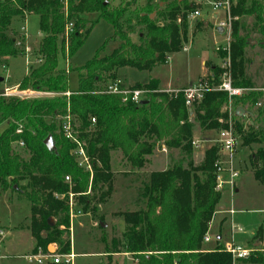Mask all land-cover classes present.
Instances as JSON below:
<instances>
[{
	"label": "trees",
	"instance_id": "obj_1",
	"mask_svg": "<svg viewBox=\"0 0 264 264\" xmlns=\"http://www.w3.org/2000/svg\"><path fill=\"white\" fill-rule=\"evenodd\" d=\"M128 5L121 1L113 6L109 0H0V61L22 54L18 42L23 40L11 29L14 20L36 16L43 35L35 52L40 63L30 67L18 87L21 91L55 95L30 99L0 97V188L19 192L21 186L20 191L30 203L33 255L39 251L47 254L48 245L56 243L61 245L60 254L70 252L68 242L62 241L69 228L67 198L58 200L54 196L71 192L82 213L94 211L110 191L111 152H120L135 170L147 165L157 143L190 156L192 116L202 131L227 130L231 121L244 147L260 146L264 140V132H255L250 124L244 132L242 117H230L224 111L229 97L216 88L224 72L220 67L209 68L210 74L203 81L211 89L191 107L185 106L182 92H159L156 80L129 87L149 92L146 105L124 103L121 96L108 93V87L118 81V69L150 72L181 52L186 42L188 15L195 9L191 0H146L134 15L135 24L141 29L135 43L131 40L134 27L127 16ZM92 14L97 21L111 25L113 37L104 42L92 60L77 69L78 88L70 92V65L67 69L60 67L59 60L69 61L81 48L96 23L86 19ZM231 17L236 20L232 22L228 47L216 54L223 62L226 57L229 59L232 87L251 89L241 97L231 98L232 110L235 113L242 108L248 119L255 113L258 119L264 118L263 105L257 107L264 94L254 91L245 75V50L254 41L250 32L258 34L259 44L264 43V0H237ZM246 18L253 21L250 32H245ZM68 24L72 28L66 38ZM202 25L198 22L196 27ZM116 40L118 47L110 55L101 56L105 45ZM65 117L71 119L75 138L85 144L91 172L80 168L72 154L76 145L64 136ZM18 129L20 134L16 133ZM48 136L55 151H48L43 144ZM17 143H23L26 157L14 148ZM218 152V147L207 149L198 165L189 162L186 167L173 165L150 172L137 190V210L119 214L126 226L121 237L112 238L107 244L102 238L105 264H116L112 256L121 253L130 255L137 264H233L222 245L210 251L203 249L221 197L216 191ZM250 163L253 179L264 186V148L259 147L250 155ZM65 177L70 178L71 187L64 183ZM22 182L26 185H20ZM103 187L107 191L101 193ZM238 262L264 264V245Z\"/></svg>",
	"mask_w": 264,
	"mask_h": 264
},
{
	"label": "rangeland",
	"instance_id": "obj_2",
	"mask_svg": "<svg viewBox=\"0 0 264 264\" xmlns=\"http://www.w3.org/2000/svg\"><path fill=\"white\" fill-rule=\"evenodd\" d=\"M121 1L129 3V14L127 16L130 17L132 26L134 27L131 40L136 43L138 42V34L141 29L136 26L134 15L135 12L145 5L146 0H109L113 6L119 5ZM155 1L159 0H152V3ZM191 2L194 3V7L203 10L202 6L195 3L199 2V0H191ZM201 12L203 13V11ZM86 19L96 22L91 33L69 61L66 62L63 58L59 60L60 67L67 69L68 64L70 65L69 70L71 72L68 74V90L70 92H74L78 88L79 73L77 69L92 60L104 42L113 37V28L107 22L104 20L97 21L95 14L88 15ZM161 21L162 19H160ZM199 21V18L188 20L186 42L183 45L182 51L172 55L167 65L155 67L150 73L151 76L157 75L165 86L171 84L173 88H176L182 85L198 84L199 78L204 74L203 61H207L206 63L209 67H223V61L221 59L217 60L215 53H217V49L223 50L228 47L227 34H218L216 24L213 21L209 22L208 28L203 30V27H199L198 31H195L192 27H195ZM243 24L245 32H250L253 27L252 19H244ZM11 29L18 33L20 40H23V42L21 41L22 43L18 42V46L20 45V49H22V54L0 61V80H4L3 82L0 81V90L4 87H15L26 76L27 70H30L26 55L29 58V65L36 64L35 52L43 37L39 31L38 18L36 16H29L24 20L15 19ZM194 32L196 34L192 37L190 34ZM249 36L251 39H254L256 45H250L245 50V75L251 87H253L252 89L264 94V45L259 44L258 40L260 37L255 32H250ZM118 45V40L107 43L101 56L110 55ZM27 48L29 49L28 54L25 52ZM3 66L6 69H3ZM207 69L209 68L207 67ZM148 75L149 73L146 71L139 72L131 68H121L117 71V80L125 87H128L130 84L146 82ZM250 90H244L245 92L238 97L248 93ZM39 98H51V96L42 95ZM260 103L264 107V97L261 98ZM194 119L192 116L193 150L190 156L178 150H168L161 143H157L155 151L149 158L147 165L141 170H135L130 167L120 152L110 153L112 175L109 193L103 198L102 202L96 204L94 211L88 213H82V211L81 215L71 222L72 232L69 229L67 231L63 230L65 232L62 235V241L68 242L69 250H71L70 239L72 236L73 252L76 255L78 264L106 263L105 244L109 243L112 238H120L126 229L119 214L137 210L134 204L137 190L142 186L150 172L163 171L171 168L173 165L186 167L189 162L198 165L202 161L204 152L207 149L218 147L217 139L219 131H202ZM240 123L243 126L244 132H247L248 124L253 125L255 132H264V118L258 119L256 113L255 115H251V119L242 117ZM232 130L234 131L233 124ZM259 147L264 148V140L260 146L252 144L249 147H244L242 146L241 139L237 137L236 153L233 156V168L237 170L235 165V157L237 156L239 168L242 169L244 175L239 179H235V183L239 185L238 193H234L229 185L230 190L228 186L222 188L224 196L219 208L224 207L227 211L232 210V213L227 212V223L224 226L225 231L223 235L225 236L224 238H227L233 244L238 243L248 246L251 234H256L258 230L264 236V186L252 179L251 174L253 173V169L250 163V155L254 154ZM14 148L21 155L24 154L23 149L17 146H14ZM223 175L229 176L228 174H222V181ZM201 179H203L202 176ZM20 185H26V183L22 182ZM234 187L235 185L233 189ZM20 188L21 186H19V192L11 190L2 191L0 188V231H3L5 235V252L11 256L7 258L4 255L5 259L3 258L4 260L0 264H30L23 256L29 253L32 246L29 240L31 237V210L30 203L25 194L20 191ZM106 191L107 188L103 187L101 193ZM98 195L99 193H97ZM50 221L54 222V220ZM99 225H102V228ZM211 230L212 233L216 231L215 223L211 225ZM103 236L106 239L105 244L102 240ZM257 241H261L264 245L263 239L261 240L258 237L252 243ZM207 245L204 243V250L210 249ZM60 247L61 245L58 243L48 245L47 253L54 251L55 248L59 251ZM250 247L253 246L251 245ZM99 260L102 262L99 263ZM112 260L116 264H137L130 255L125 253L114 254Z\"/></svg>",
	"mask_w": 264,
	"mask_h": 264
},
{
	"label": "built area",
	"instance_id": "obj_3",
	"mask_svg": "<svg viewBox=\"0 0 264 264\" xmlns=\"http://www.w3.org/2000/svg\"><path fill=\"white\" fill-rule=\"evenodd\" d=\"M198 5L203 7V10L206 11L210 16L215 15L216 21V29L221 28L223 29V33L227 34V41H229V34L231 32L232 22L236 20L235 18L231 17V9L236 5L237 0H199L196 2ZM203 10H200L198 7H195L194 11L188 15V20H196L200 18ZM221 15L218 18V15ZM177 23L180 24L181 20L178 19ZM72 24H68L65 30V37L67 38L69 33L71 32ZM226 49V48H224ZM223 49V50H224ZM218 50V49H217ZM25 52L28 54L29 49H25ZM26 59L28 60V68L32 65H29V58L26 55ZM36 63H40L39 60ZM229 59L226 57L225 61L223 62L222 69L224 72L221 75L220 85L217 88L218 91H222L228 94L229 97V104L224 108L231 117L234 113L231 106V98L240 96L244 91V89H235L232 87L231 84V77L229 71ZM3 69H6L3 66ZM29 70H27L28 73ZM26 73V74H27ZM118 85L120 83H115L110 85L107 89L108 93L119 95L122 97V101L124 103L130 102L132 104H139L141 101L145 100L147 94L149 93L147 90H130L129 87H125L124 89H120ZM211 88L205 81H199L197 85L189 86L182 90L178 91H169L167 93H178L182 92L185 100V106L191 107V105L197 101H200L202 95L205 91L210 90ZM42 95H50L51 98L54 97V94L50 93H41V92H33L30 90L21 91L19 90L18 85L13 88H2L0 90V97H16L21 99H30V98H39ZM68 95V94H67ZM261 104H258L257 107H260ZM63 121V133L67 140L72 141L75 143L76 148L73 151V155L78 163L80 168L85 169L88 172H91L89 166V160L84 150V145L81 142H78L77 138L74 136L73 125L71 124L70 117H65L62 119ZM94 122V120H92ZM17 134L21 133V129H18ZM218 150H219V157L218 160L215 162V169H216V191L220 192L222 190V186L224 182L222 181V174H228L229 180L227 184L233 190L234 181L239 177V172L233 168V156L236 153L237 148V136L235 135L234 131L232 130V122H229V128L227 130H223L219 132L218 135ZM18 148L22 149L23 143L16 144ZM64 183L72 186L71 180L69 177H65ZM55 199L63 200L67 198L66 204L68 206V214H69V231L72 232V225L71 222L81 215V211L77 208L74 195L69 192L66 196L65 195H55ZM61 230H65L64 227H60ZM0 235H2L0 233ZM209 241L208 236L206 235L204 238V243ZM70 252L67 254H60L58 249L55 248L54 251L48 252L47 254L41 253L39 251L35 255H29L24 257L27 262L30 264H76V255L73 252V245H72V236L70 239ZM225 251L229 253L232 257L233 264L238 263V261L246 260L250 257V255L254 252L255 249L243 247L240 245H236L233 243H228L225 245ZM262 251V250H261ZM4 257L1 255L0 252V260Z\"/></svg>",
	"mask_w": 264,
	"mask_h": 264
},
{
	"label": "crops",
	"instance_id": "obj_4",
	"mask_svg": "<svg viewBox=\"0 0 264 264\" xmlns=\"http://www.w3.org/2000/svg\"><path fill=\"white\" fill-rule=\"evenodd\" d=\"M193 1H195V0H193ZM196 3V2H195ZM29 16H32V15H29ZM29 16H27V17H29ZM26 17V18H27ZM221 17V15L219 14L218 15V18H220ZM199 22H203V25H202V27H203V30L205 29V28H208L209 27V25H210V21H213L215 24H216V21H215V15H212V16H210L208 13H206V11L205 10H203V13L201 14V16H200V18H199ZM197 24V23H196ZM192 28H194V30L195 31H198L197 29L199 28V27H197L196 28V25H195V27H192ZM191 28V29H192ZM202 31V30H201ZM196 33L194 32L193 34H190L192 37H194V35H195ZM219 34V33H218ZM215 56H217L216 55V53H215ZM170 58H172V55L168 58V60H167V62L170 60ZM220 58H218V56H217V60H219ZM210 61V60H209ZM207 61H203L202 62V64H203V75H202V77L201 78H199V81H202V80H204V78H206L209 74H210V71H209V69H207V67L208 68H213V66H207V63H206ZM168 64V63H167ZM166 64V65H167ZM158 67V66H157ZM154 69V68H153ZM152 69V70H153ZM152 70L150 71V72H148L149 73V75H148V80L146 81V82H143V83H134V84H130V85H128V87H132L133 85H135V84H146L149 80H156L157 82H158V91L159 92H169V91H177V90H182V89H184V88H187V87H189V86H194V85H197V84H189V85H185V86H178V87H176V88H173V86L170 84H168L167 86H165L164 84H163V82H162V80L157 76V75H150V73L152 72ZM199 81H198V83H199ZM117 83H120L119 81H117ZM121 84V83H120ZM5 88V87H4ZM243 117H248V115H246V114H244V116ZM235 165H236V167H237V171L239 172V177L237 178V179H239V178H241L244 174H243V172H242V169L241 168H239V165H238V159H237V156L235 157ZM250 174H251V172H250ZM251 177H252V179H253V176H252V174H251ZM229 180V178H228V176L227 175H223V181H224V184H223V186H222V188L223 187H225V186H228V184H227V181ZM254 180V179H253ZM255 181V180H254ZM256 182V181H255ZM234 185H235V187H234V189L232 190L234 193H238V186L239 185H237L236 183H235V181H234ZM228 188H229V186H228ZM229 190H230V188H229ZM220 193H221V197H220V201H219V203L217 204V206H216V209H215V212H214V215H213V217H212V220H211V223H210V225H209V230H208V233H207V236H208V238H209V241L206 243V244H208L207 246L210 248L209 250L208 249H205L206 251H210V250H212L216 245H223V247H225V245L226 244H228V243H233V242H230L227 238H224L225 236L223 235V233H224V226H225V224L227 223V212H229V213H232V210H229V211H227V210H225V208L224 207H221V208H219V205H220V202L222 201V197L224 196L223 195V192H222V190L220 191ZM215 223V226H216V231L214 232V233H212V230H211V225H213ZM0 233L2 234L1 236H0V252H1V255L4 257V259H5V256L7 257V258H9V257H11L9 254H7L6 252H5V241H4V232L3 231H0ZM22 234V233H21ZM211 237V238H210ZM256 237H258L259 239H263V242H264V236H263V234H262V232L260 231V230H258V232L255 234V233H253V234H251V239H250V242L248 243V246H245V245H240V244H236V245H240V246H243V247H247V248H251V249H261L262 248V245H263V243L261 242V241H257V242H254V243H252V241L256 238ZM211 239H212V241H211ZM29 240L31 241V243H32V246H31V248H30V251H29V253L28 254H26V255H24L23 257H26V256H29V255H32V249H33V238L32 237H30L29 238ZM253 246V247H250V246ZM5 255V256H4ZM16 257H19V256H16ZM16 257H12V258H16ZM4 259H1L0 260V262L2 261V260H4ZM99 263H101L102 261L101 260H99L98 261ZM76 264H78L77 263V259H76ZM236 264H241L240 262H238V263H236Z\"/></svg>",
	"mask_w": 264,
	"mask_h": 264
},
{
	"label": "water",
	"instance_id": "obj_5",
	"mask_svg": "<svg viewBox=\"0 0 264 264\" xmlns=\"http://www.w3.org/2000/svg\"><path fill=\"white\" fill-rule=\"evenodd\" d=\"M153 16H154V14L151 15V17H153ZM217 32H218L219 34H223V29L218 28V29H217ZM250 45H251V46H254V45H256V42H255V41H251V42H250ZM262 45H264V43H262ZM139 104H140L141 106H142V105H146V104H147V101L143 100V101H141ZM244 114H245V112H244V110H243L242 108H237V109H236L235 115H236L238 118L243 117ZM43 144H44V146L47 148L48 151H55V150H56V149H55V146H54V142H53L51 136H48V137L43 141Z\"/></svg>",
	"mask_w": 264,
	"mask_h": 264
}]
</instances>
